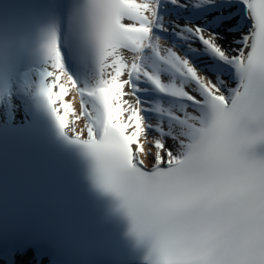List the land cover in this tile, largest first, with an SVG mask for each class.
<instances>
[{
    "label": "snow or ice",
    "instance_id": "obj_1",
    "mask_svg": "<svg viewBox=\"0 0 264 264\" xmlns=\"http://www.w3.org/2000/svg\"><path fill=\"white\" fill-rule=\"evenodd\" d=\"M0 110L5 141L43 134L75 161L138 264H264V0L0 16ZM46 242L21 234L10 264H47Z\"/></svg>",
    "mask_w": 264,
    "mask_h": 264
},
{
    "label": "bare ground",
    "instance_id": "obj_2",
    "mask_svg": "<svg viewBox=\"0 0 264 264\" xmlns=\"http://www.w3.org/2000/svg\"><path fill=\"white\" fill-rule=\"evenodd\" d=\"M75 95H76V93L72 92L66 99H72V96H75ZM126 98H129V97H126ZM74 106L77 110L79 109L78 99H76V101H74ZM76 127H83V121H78Z\"/></svg>",
    "mask_w": 264,
    "mask_h": 264
}]
</instances>
